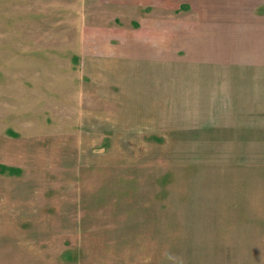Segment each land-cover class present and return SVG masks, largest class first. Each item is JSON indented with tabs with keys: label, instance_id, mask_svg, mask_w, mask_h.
<instances>
[{
	"label": "rangeland",
	"instance_id": "1",
	"mask_svg": "<svg viewBox=\"0 0 264 264\" xmlns=\"http://www.w3.org/2000/svg\"><path fill=\"white\" fill-rule=\"evenodd\" d=\"M221 17L0 0V264H264V31Z\"/></svg>",
	"mask_w": 264,
	"mask_h": 264
},
{
	"label": "crops",
	"instance_id": "2",
	"mask_svg": "<svg viewBox=\"0 0 264 264\" xmlns=\"http://www.w3.org/2000/svg\"><path fill=\"white\" fill-rule=\"evenodd\" d=\"M212 8L213 14L221 15L223 19L227 16L230 25L234 16V22L241 25L236 26V30L264 31V0H212Z\"/></svg>",
	"mask_w": 264,
	"mask_h": 264
}]
</instances>
